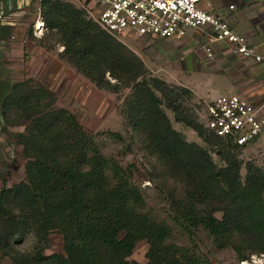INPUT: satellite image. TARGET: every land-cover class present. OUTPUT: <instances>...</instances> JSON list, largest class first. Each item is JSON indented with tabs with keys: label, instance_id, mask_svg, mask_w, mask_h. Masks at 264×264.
<instances>
[{
	"label": "trees",
	"instance_id": "obj_1",
	"mask_svg": "<svg viewBox=\"0 0 264 264\" xmlns=\"http://www.w3.org/2000/svg\"><path fill=\"white\" fill-rule=\"evenodd\" d=\"M39 6L50 34L60 35L64 58L100 88L130 89L122 107L127 123L170 175L185 183L182 196L172 195L177 221L190 231L202 227L215 243L232 247L239 260L248 259L246 251L264 255V166L246 162L243 178L241 154L249 144L211 131L187 104L192 89L152 76L120 35L99 24L93 5L40 0ZM2 31L12 34L7 26ZM0 85L4 123L28 122L25 131L13 134L23 146L27 179L0 188V264L4 256L12 264H215L201 252L167 242L170 226L144 211L135 165L103 154L95 135L68 109L55 106L49 88L28 81ZM166 108L206 145L176 129ZM213 153L221 154L223 165ZM54 230L64 234L63 251L44 254ZM30 232L37 236L34 250L19 251L16 244ZM142 240L150 245L148 261L130 260Z\"/></svg>",
	"mask_w": 264,
	"mask_h": 264
},
{
	"label": "rangeland",
	"instance_id": "obj_2",
	"mask_svg": "<svg viewBox=\"0 0 264 264\" xmlns=\"http://www.w3.org/2000/svg\"><path fill=\"white\" fill-rule=\"evenodd\" d=\"M35 19L36 15L33 13L26 22L28 26L12 30L10 40L8 39L0 55V83L28 81L33 87L46 86L56 97L55 106L68 109L85 130L95 135L103 154L115 158L123 166L134 164V181L144 193V211L170 226L168 243L201 252L215 264H264L262 254L246 251L248 259L239 260L232 247L218 245L202 227L190 231L177 221L172 195L176 193L182 196L185 183L170 175L164 163L139 141L127 123L122 107L130 89L125 88L116 93L98 87L64 58L62 53L65 47L59 34H50L49 28L42 37L35 36L33 31L30 33ZM29 26L32 28L29 29ZM119 39L142 58L152 76L162 78L172 85L194 89V96L187 104L197 114L203 113L211 98L223 94L217 91L222 87L243 88L255 82L249 72L244 73L247 71L244 66L237 68L227 60L216 62V56L213 60L204 58L201 43L196 44L192 37L151 39L126 34ZM107 77L115 82L109 74ZM254 99L262 107L264 115V91L256 94ZM166 112L173 126L182 131L189 141L206 145L196 131L178 122L170 109L166 108ZM27 124L26 120L20 121L18 125L5 124L0 108V188L11 187L27 179V159L23 155V146L13 136L14 133L25 131ZM112 132L120 134V137L112 136ZM220 156V153H213L214 160L223 165ZM241 157L244 162L241 170L243 178L246 174V162L254 161L264 166V131L243 150ZM216 215L221 217L222 212L217 211ZM63 242L64 234L54 230L44 254L62 252ZM36 244L37 236L30 232L21 243L16 244V248L22 252H30ZM149 246L146 240L140 241L129 259L147 262ZM1 264L12 262L8 256H4Z\"/></svg>",
	"mask_w": 264,
	"mask_h": 264
},
{
	"label": "built area",
	"instance_id": "obj_3",
	"mask_svg": "<svg viewBox=\"0 0 264 264\" xmlns=\"http://www.w3.org/2000/svg\"><path fill=\"white\" fill-rule=\"evenodd\" d=\"M30 4L31 0H19ZM88 2L98 11L97 21L107 31L116 35H136L151 39L182 37L189 29H211L204 45L208 59H215V45L227 42L233 51L264 65V55L256 52L247 37L235 32L222 14L204 6V0H78ZM24 6V5H23ZM231 7H234L231 5ZM7 0H0V55L6 42L2 27L17 23L18 12H11ZM21 9V8H20ZM33 33L42 37L48 31L35 5ZM42 23L43 31L38 28ZM205 125L218 136L237 145H247L264 131L262 107L235 93L221 95L209 102L201 114Z\"/></svg>",
	"mask_w": 264,
	"mask_h": 264
},
{
	"label": "crops",
	"instance_id": "obj_4",
	"mask_svg": "<svg viewBox=\"0 0 264 264\" xmlns=\"http://www.w3.org/2000/svg\"><path fill=\"white\" fill-rule=\"evenodd\" d=\"M7 1L8 4L12 6L11 12L16 11L19 14L17 23L8 24L10 26L7 27L11 30L28 26V23H26L27 20L31 18L34 13L35 5H39L40 3V0H31L30 4L21 3L19 0ZM231 5L234 7H231ZM204 6L218 14L224 15L230 27L235 32L245 35L256 52L264 55V0H204ZM209 30L211 31L209 28L189 29L186 35L182 36L188 38L192 37L196 44L201 43V53H203L204 58H207L204 45L207 41ZM9 37H6L5 44ZM214 49L216 62L227 60L228 63L232 66H237V68H242L244 66L247 70L244 71V73L249 72L251 74L250 77L255 81L253 85H246L243 88L239 87L241 90L237 87L228 89L222 87L217 91L223 93L222 95L240 93L255 102L256 98L254 99V96L264 91V65L257 63L251 58H243L237 55L233 51L232 45L227 42L217 43ZM214 99L216 98H211L209 101L211 102Z\"/></svg>",
	"mask_w": 264,
	"mask_h": 264
},
{
	"label": "bare ground",
	"instance_id": "obj_5",
	"mask_svg": "<svg viewBox=\"0 0 264 264\" xmlns=\"http://www.w3.org/2000/svg\"><path fill=\"white\" fill-rule=\"evenodd\" d=\"M38 28H39L40 30H42V31H43V26H42V23H39V24H38ZM245 264H247V263H245Z\"/></svg>",
	"mask_w": 264,
	"mask_h": 264
}]
</instances>
